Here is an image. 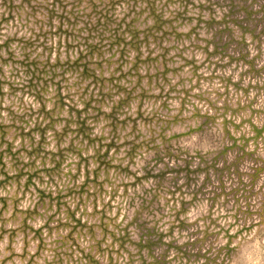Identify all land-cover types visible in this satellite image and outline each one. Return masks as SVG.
<instances>
[{
  "label": "rangeland",
  "instance_id": "1",
  "mask_svg": "<svg viewBox=\"0 0 264 264\" xmlns=\"http://www.w3.org/2000/svg\"><path fill=\"white\" fill-rule=\"evenodd\" d=\"M0 264H264V0H0Z\"/></svg>",
  "mask_w": 264,
  "mask_h": 264
}]
</instances>
